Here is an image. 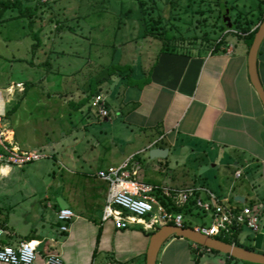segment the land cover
<instances>
[{
  "label": "rangeland",
  "instance_id": "obj_1",
  "mask_svg": "<svg viewBox=\"0 0 264 264\" xmlns=\"http://www.w3.org/2000/svg\"><path fill=\"white\" fill-rule=\"evenodd\" d=\"M23 2L37 7L35 28L41 29L42 43L33 55L35 40L28 19L19 17L17 10L5 13L0 20V88H10L13 93L5 92L13 98L8 110L21 101L7 117L17 141L41 149L49 156L21 168L13 167L8 176L1 175L0 203L4 210L12 209L19 225L27 222L28 226L37 228L50 227L48 219L53 209L46 207L49 200L46 195L66 194L68 188L75 192L84 190L88 180L98 181L93 174L97 163H91V167L85 165L84 175L69 172L65 166L70 167L67 163L71 154L77 152L75 155L88 157L85 151L88 146L94 144L96 153L108 146L110 138L117 145L114 148L124 155L142 147L136 139L139 129L127 121L116 99L128 86V73L133 78L129 85L133 88L128 92L130 96L135 94L134 78L143 71L147 73L162 48V40L152 31L161 29L178 37L196 38L197 44L189 46L192 53L208 54L220 41V51L229 47V43L244 41L240 37L261 23L258 6L264 8V0H146L147 18L150 23L155 22L153 26L145 23L138 0ZM225 8L230 9L232 25L228 28L223 20ZM47 60L50 65H42ZM114 64H127L132 69H117L110 74L109 67ZM90 91L94 96L97 92L103 94L112 103L109 120L91 108L93 97L83 107H75ZM131 154H137L141 179L170 186H181L193 179L215 188L223 169L212 156L193 154L186 144L172 147L170 154L160 159L151 158L147 149ZM85 193L82 191L80 195L87 198ZM78 201L83 205L82 199ZM4 214L1 211L3 218ZM188 217L186 224L190 227L205 221L197 212ZM197 254L192 253L196 263L200 259L199 264H221L220 253Z\"/></svg>",
  "mask_w": 264,
  "mask_h": 264
},
{
  "label": "crops",
  "instance_id": "obj_2",
  "mask_svg": "<svg viewBox=\"0 0 264 264\" xmlns=\"http://www.w3.org/2000/svg\"><path fill=\"white\" fill-rule=\"evenodd\" d=\"M249 49L242 41L229 43L225 50L208 54L185 55L159 50L147 73L143 71L134 78L135 94L129 95L128 90L133 86L128 85L118 94L116 102L127 121L139 129L136 139L142 147L130 155L155 147L168 148L169 155L172 147L186 144L193 154L212 156L211 159L223 169L215 188L206 183L198 184L193 179L183 185H204L218 195L234 197L241 204H262L259 231L253 233L244 228L239 237L254 251L264 254V105L250 79ZM258 71L264 86V41L258 54ZM111 104L108 102L110 116ZM84 136L87 138L85 132ZM155 141L158 142L153 145ZM106 144L108 146L96 153L94 144L88 146L85 150L88 157L75 155L77 152L71 154L67 163L70 167L65 168L71 173L84 175L85 165L91 167V163H97L93 174L98 181L88 180L84 190L75 192L68 188L66 194L46 195L49 199L46 207L53 209L48 219L50 227H31L27 222L19 225L12 209L4 210L0 203V221L7 230L5 241L35 243L40 254L39 264H44V256L52 251L58 252L65 264H103L105 260L117 264H147L150 232L140 225L118 229L112 221H102L108 184L96 173L106 168L103 164H109L108 167L118 165L129 156L114 148L117 145L113 139H108ZM216 162L215 167L218 166ZM237 170L242 171L239 178H235ZM1 175L8 176L9 170ZM58 184L62 186L60 182ZM82 191L86 192L87 198L80 195ZM79 199L84 201L83 205H79ZM62 208H70L76 214L68 232L59 230L61 223L57 213ZM1 211H5V218ZM189 218L187 216L188 221ZM100 227L102 231L97 241ZM196 250L199 251L197 255L214 253L196 248L185 238L172 236L163 245L157 264H164V260H167L166 264H199L200 259L197 263L192 259ZM160 256L162 261H159ZM220 257L221 264L226 261L239 264L241 261L230 259L223 253ZM0 264L8 263L0 261Z\"/></svg>",
  "mask_w": 264,
  "mask_h": 264
},
{
  "label": "built area",
  "instance_id": "obj_3",
  "mask_svg": "<svg viewBox=\"0 0 264 264\" xmlns=\"http://www.w3.org/2000/svg\"><path fill=\"white\" fill-rule=\"evenodd\" d=\"M10 91V88H0V173L4 168L10 172L13 167L21 168L49 156L41 149L24 146L16 140L15 131L6 117L7 105L13 98L6 96L5 92L13 95ZM90 105L103 118L110 117L108 100L103 94L93 96ZM136 156L131 154L118 165L97 171V177L108 184L102 212L103 222L110 220L118 229L140 225L151 233L166 224L185 227L188 220L183 211L186 209L190 214L197 212L203 215L205 221L193 228L211 237L232 238L236 231L244 228L253 233L259 231L263 214L261 203L241 204L234 197L218 195L204 185L170 186L146 181L139 177L141 166ZM241 175V170L235 172V178ZM75 217L72 209H60L57 213L61 223L60 232H68L71 220ZM207 220L209 223H206ZM6 235V227L0 221L1 262L39 264L40 254L35 243L28 240L9 243L5 241ZM194 245L199 248L198 244ZM44 264L65 262L58 252L52 251L44 256ZM105 264L117 263L108 260Z\"/></svg>",
  "mask_w": 264,
  "mask_h": 264
},
{
  "label": "water",
  "instance_id": "obj_4",
  "mask_svg": "<svg viewBox=\"0 0 264 264\" xmlns=\"http://www.w3.org/2000/svg\"><path fill=\"white\" fill-rule=\"evenodd\" d=\"M229 8L223 11V20L227 22L230 27L232 24L229 17ZM264 41V20L258 26L255 33L254 40L250 46L248 54V69L251 82L257 91L259 98L264 105V86L260 79L258 71V54L261 45ZM169 153L168 148L155 147L150 150L151 158H165ZM172 236H178L192 241L195 244L206 247L208 249L217 250L223 254H228L235 259L241 261H248L255 264H264V254L248 249L243 246L236 245L235 243H228L215 237L205 235L193 227H179L171 224L163 225L156 232L151 234L150 243L147 250V264H157L158 255Z\"/></svg>",
  "mask_w": 264,
  "mask_h": 264
},
{
  "label": "trees",
  "instance_id": "obj_5",
  "mask_svg": "<svg viewBox=\"0 0 264 264\" xmlns=\"http://www.w3.org/2000/svg\"><path fill=\"white\" fill-rule=\"evenodd\" d=\"M141 7H142V11H143V19L145 20V23L147 25H149V23L151 22L150 19L147 18V10L149 9V7L147 6L146 4V0H138ZM259 7V10H260V14H261V17H260V22H262L264 20V8L261 7V5L258 6ZM8 10H17L18 11V16L21 17V18H26L28 19V25H29V28L31 29L32 31V38L35 40V42L32 44V51H33V55H35V52L36 50L41 46V43H42V39H41V29H37L35 28V18H36V14H37V7H32L30 5H26L24 4L23 0H0V20L3 19L5 13L8 11ZM259 22V23H260ZM225 25L227 26V28L229 27L227 22H225ZM150 24H153V26H155V22L152 21V23ZM152 26V25H151ZM233 27V26H232ZM258 30V25L253 29L251 30L250 32H248L247 34H245L244 36H241L240 38H242L247 44H248V47L250 48L253 40H254V36H255V33L256 31ZM154 36L158 37L160 40H162V48L160 49V52H173V53H182V54H185V55H193L192 51L190 50L189 46L190 45H196L197 44V39L195 38V40H192V39H189V38H185V37H178V36H175L173 34H170L166 31H162L161 29H158L157 32H151ZM173 43L174 45L173 46H170V44ZM222 46V42H218L215 47L213 48V52H217L220 50ZM179 47H182V49L180 50ZM31 63L32 60H31ZM42 65H50L48 60L45 61ZM119 69V70H131V66L129 65H118V64H114V65H111L109 67V72L110 74L112 73H115L116 70ZM133 81V78L131 76L130 73H128V85H130ZM97 85H98V82H97ZM98 94V92L96 93ZM95 94V95H96ZM94 96V93L93 92H89V94L83 98L80 102H78L75 107L77 109L83 107V105L89 101V99H91L92 97ZM21 103V101H17L15 102V105L9 109L7 111V116H10L11 113L17 108V106ZM186 215V217L188 215H190V211L189 210H184L183 211ZM185 227H190L189 224H186ZM101 227H100V231H99V234H98V237H97V241H99V238H100V234H101ZM154 232H152L153 234ZM241 233V230L239 231H236L233 235L232 238H224V237H217L218 239L220 240H223L225 242H228V243H235L236 245H239V246H243V247H246L248 249H251V250H254L252 247H249V246H245V245H242L241 242H240V235ZM199 248H202V246H198ZM211 252H214V253H221L217 250H210ZM97 250H95L94 252V256L96 254ZM196 252L199 253L198 250H196ZM227 257H229L230 259H234V260H238V259H235L234 257H231L229 256L228 254H225ZM244 263L246 264H255V263H252V262H248V261H243ZM225 264H229L227 261Z\"/></svg>",
  "mask_w": 264,
  "mask_h": 264
},
{
  "label": "bare ground",
  "instance_id": "obj_6",
  "mask_svg": "<svg viewBox=\"0 0 264 264\" xmlns=\"http://www.w3.org/2000/svg\"><path fill=\"white\" fill-rule=\"evenodd\" d=\"M5 171V172H4ZM7 171V172H6ZM8 173V168H4L1 170V174H7Z\"/></svg>",
  "mask_w": 264,
  "mask_h": 264
}]
</instances>
